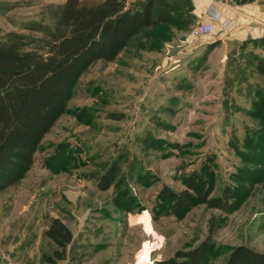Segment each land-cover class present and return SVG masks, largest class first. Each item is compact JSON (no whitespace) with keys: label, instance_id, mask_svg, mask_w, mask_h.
Returning <instances> with one entry per match:
<instances>
[{"label":"rangeland","instance_id":"1","mask_svg":"<svg viewBox=\"0 0 264 264\" xmlns=\"http://www.w3.org/2000/svg\"><path fill=\"white\" fill-rule=\"evenodd\" d=\"M64 1L0 0V39L41 38L27 25L51 26ZM161 2L177 23L91 63L29 170L0 191V264H152L204 240L210 220L222 225L205 264H225L238 244L264 252V0H232L243 13L198 37L193 0ZM112 162L123 182L100 190ZM225 187L238 203L230 213L197 198L185 214L170 210L175 193ZM52 218L73 235L54 263Z\"/></svg>","mask_w":264,"mask_h":264},{"label":"trees","instance_id":"2","mask_svg":"<svg viewBox=\"0 0 264 264\" xmlns=\"http://www.w3.org/2000/svg\"><path fill=\"white\" fill-rule=\"evenodd\" d=\"M161 4V0H65L56 6L51 26L27 25L42 32L41 38L10 32L0 39V191L18 183L29 170L43 137L65 112V101L91 63L114 61L144 29L177 23ZM255 70L264 74V58L256 62ZM121 173L118 163L112 162L97 176L96 185L100 190L120 187ZM207 193L197 197L188 190L175 193L170 210L185 214L197 199L224 213L238 206L230 187L216 197L208 198ZM218 227L210 220V234L204 240L152 264H205L214 247L211 234ZM44 235L56 246L49 262L62 260L73 238L70 230L52 218ZM227 251L225 264H264V252L246 245L229 246Z\"/></svg>","mask_w":264,"mask_h":264},{"label":"built area","instance_id":"3","mask_svg":"<svg viewBox=\"0 0 264 264\" xmlns=\"http://www.w3.org/2000/svg\"><path fill=\"white\" fill-rule=\"evenodd\" d=\"M232 0H206V7L203 13L204 18H202L194 28V35L198 37L199 35L207 34L212 31L213 25L210 21H219L222 17L224 8H228ZM205 18L208 21H205Z\"/></svg>","mask_w":264,"mask_h":264},{"label":"crops","instance_id":"4","mask_svg":"<svg viewBox=\"0 0 264 264\" xmlns=\"http://www.w3.org/2000/svg\"><path fill=\"white\" fill-rule=\"evenodd\" d=\"M194 3H195V8L196 10H199L200 13L203 15L204 11H205V7H206V0H193ZM243 13L242 9H236V8H231L230 6L228 8H224L223 10V13H222V17L219 21H210L211 22V25H213L214 27V24L215 23H222V22H227L229 21L230 19H236V16L238 15H241ZM205 21H208V19L205 18ZM254 29V30H253ZM250 30V32L254 33H258L259 31L256 29V28H253ZM213 30V28H212Z\"/></svg>","mask_w":264,"mask_h":264},{"label":"bare ground","instance_id":"5","mask_svg":"<svg viewBox=\"0 0 264 264\" xmlns=\"http://www.w3.org/2000/svg\"><path fill=\"white\" fill-rule=\"evenodd\" d=\"M140 263V261H138L136 264H139Z\"/></svg>","mask_w":264,"mask_h":264}]
</instances>
